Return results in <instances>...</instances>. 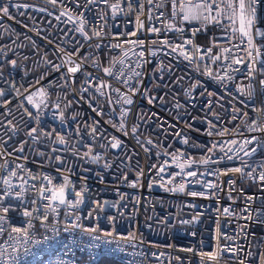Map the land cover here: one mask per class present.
Segmentation results:
<instances>
[{"label": "built area", "instance_id": "2783aa9c", "mask_svg": "<svg viewBox=\"0 0 264 264\" xmlns=\"http://www.w3.org/2000/svg\"><path fill=\"white\" fill-rule=\"evenodd\" d=\"M116 3L0 0L9 7L0 13V195L5 179L24 189L3 201L13 209L0 234L7 264H264V0L255 4V48L226 31L227 19L173 20L165 0ZM61 185L64 204L41 194ZM25 209L31 239L11 233L27 226Z\"/></svg>", "mask_w": 264, "mask_h": 264}, {"label": "snow or ice", "instance_id": "6c2138e0", "mask_svg": "<svg viewBox=\"0 0 264 264\" xmlns=\"http://www.w3.org/2000/svg\"><path fill=\"white\" fill-rule=\"evenodd\" d=\"M50 2L52 4H55L57 2V0H50ZM89 2H91V0H89ZM105 2H107V0H105ZM149 4L152 3V0H148ZM165 2H170L171 5V17L173 20H175L176 17H180L181 22H190V21H203L205 23L211 22V23H215L217 25H222L223 21L225 19H227L230 22V29H226V31L230 30L233 34L235 33H239L240 36V43L244 44L245 42L248 44L249 47L255 48V46L253 45V36H252V28L254 25V21H255V17H256V8H255V4H256V0H165ZM164 6V4H158L156 5L157 8H162ZM111 7L115 10L118 9L120 7V3L118 0V3L111 5ZM128 7L129 9L132 8V4L129 2L128 3ZM139 7L142 9L143 5H139ZM45 9H41V11H44ZM0 13H3L4 15H8L9 13V7L8 6H3L0 5ZM160 17L164 16V12L161 11L159 13ZM152 17L149 16V19H151ZM137 19L139 20V17H137ZM81 23H83V21H81ZM143 26L142 22H141V27ZM168 30H177L180 31V29H176V26L174 23H169L166 25ZM77 31L83 32V28H79L77 29ZM150 31L152 32H159L160 29L158 28H151ZM258 34L264 35V33H260L259 30L257 29ZM85 37H87V34L84 33ZM93 35L99 36L100 33L99 32H94ZM130 43H134V42H130ZM164 44H167L168 41H163ZM185 43H191L190 41H185ZM140 46H143V41H140ZM116 47H120V45H116ZM181 46H177V48H180ZM234 48H236L237 50L240 51H244L247 55V57L252 58V51H249L248 48H244V49H240L239 45H233ZM174 51L176 49H173ZM231 49L229 48H224L222 51L224 53H228ZM208 51L210 52L211 49H208ZM256 53H257V57L260 55L259 49H255ZM128 53L125 52L124 53V57H127ZM144 53L141 51L139 53L140 57H143ZM187 58V57H186ZM228 57L225 56V59H227ZM214 59H219V57H214ZM120 63L123 64L124 63V59H119L114 60L113 64L115 63ZM235 63H243V58L241 59H236L234 60ZM11 63L13 65L16 64V61H11ZM81 66L79 64H77L75 67H70L68 69L69 72L71 73H75L79 70ZM104 72L111 75V69L110 68H105ZM209 74H210V70H209ZM136 75L138 76L139 73H136ZM249 75H251V72H249ZM125 83H127V81H125ZM262 84H264V81H261ZM110 87V86H109ZM195 87V85H194ZM116 91H119L118 89ZM41 95H44L45 93L43 92V90L40 91ZM247 95L251 96L252 92L251 90L248 91ZM27 101L29 104H33L34 107H39V105H35L32 99V95H29L26 97ZM125 102L127 104H131L132 100L131 98H125ZM57 108H59V105H56ZM25 111L27 112L28 110L25 109ZM29 116H32L31 112H28ZM55 115V114H54ZM61 118H63V113H60ZM37 121L39 120V114H37L36 116ZM11 123V122H9ZM256 122L253 121V124H255ZM120 129L123 130V124L120 125ZM37 131L36 128H33L31 130V133H29V135H31L32 133H35ZM137 128L134 126L132 128V132L136 133ZM127 134V133H125ZM211 134V133H209ZM221 135H223L224 133H220ZM256 138L253 137L251 140H246L244 143L245 144H251ZM59 141L61 143L64 142V138L63 137H59ZM186 142V141H185ZM119 141H116V143L112 144V147H117L119 146ZM148 143H151V141H148ZM232 144H236L237 142L235 140L231 141ZM216 147V145H213V148ZM21 152L23 151V148L21 147L19 149ZM256 149H252V152H255ZM209 152L212 151V148L208 149ZM249 152H245V155H249ZM94 160L98 159V157H93ZM173 159H175V156H173ZM229 159H231V157H229ZM203 163H207V160H203ZM167 163V161L165 162ZM153 167H155L153 165ZM182 167V166H181ZM164 167L162 166L159 169V172L162 173L164 172ZM232 171L235 172H242V168H235L232 169ZM143 173L141 172L140 175H142ZM249 175H251L252 173H248ZM11 176H16V172L12 171L10 173ZM188 175H192L195 176L196 173L195 172H190L188 173ZM33 179H36V177H33ZM43 179L45 180H49V178L47 176L43 177ZM259 179L261 181H264V172H262L259 176ZM4 184L7 186V189L3 192L2 195H0V234L5 232V227L2 226L7 222V214L13 210L12 209V205L8 204L7 206H5L3 204V201L5 200L6 197L8 196H12L14 199L20 200L22 199V197L24 196V189H21V191H16L13 192L12 191V185L9 182V180L5 179ZM49 183H51V181L49 180ZM209 187H212V185H209ZM179 190H183V186L180 187ZM44 192H50V195L46 196L45 199L50 200V201H54V202H58L59 204H64L66 202L65 200V185H61L59 187H53L51 189L49 188H42L41 189V194H43ZM77 196H80V193L76 194ZM192 195H196V193H192ZM251 199V198H249ZM81 200H77L76 203L79 204L81 203ZM35 203V202H33ZM69 204H71L72 202H68ZM48 209H51L53 212L55 211V209L52 207L51 204H48L45 206ZM38 211V210H37ZM225 212H228V209L224 210ZM22 215L24 217L29 218L27 220V226L26 227H12L11 228V233H16V234H21L23 237H25L26 239H31L30 237V232L29 230L33 227L32 225V217H33V212L29 211L27 209H25L22 213ZM48 220V213L45 211L44 213H42V220H41V224L42 226H46L44 225V222ZM184 223H188V221H185ZM74 227H79L78 224L74 225ZM88 231H95V229H89ZM11 233L9 234L11 236ZM106 235L111 236V233H106ZM38 243V241H37ZM13 251H15V248H13ZM25 251H27V249H25ZM202 255H207L209 257V259H216V254L214 253H207V254H202ZM249 256L252 255L251 252L248 253ZM0 259H3L5 261V264H7V257H6V253L3 251H0ZM15 259V257H13V260ZM241 264H243V262H241Z\"/></svg>", "mask_w": 264, "mask_h": 264}, {"label": "trees", "instance_id": "16d2710c", "mask_svg": "<svg viewBox=\"0 0 264 264\" xmlns=\"http://www.w3.org/2000/svg\"><path fill=\"white\" fill-rule=\"evenodd\" d=\"M96 264H122V263L109 257H100Z\"/></svg>", "mask_w": 264, "mask_h": 264}]
</instances>
